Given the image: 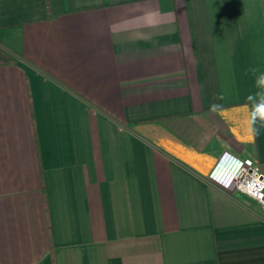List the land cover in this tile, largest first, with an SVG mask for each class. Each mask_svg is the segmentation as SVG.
<instances>
[{
	"label": "crops",
	"instance_id": "obj_1",
	"mask_svg": "<svg viewBox=\"0 0 264 264\" xmlns=\"http://www.w3.org/2000/svg\"><path fill=\"white\" fill-rule=\"evenodd\" d=\"M264 0H0V264H264Z\"/></svg>",
	"mask_w": 264,
	"mask_h": 264
},
{
	"label": "built area",
	"instance_id": "obj_2",
	"mask_svg": "<svg viewBox=\"0 0 264 264\" xmlns=\"http://www.w3.org/2000/svg\"><path fill=\"white\" fill-rule=\"evenodd\" d=\"M210 179L228 191H239L257 200L264 211V173L252 160L224 153Z\"/></svg>",
	"mask_w": 264,
	"mask_h": 264
}]
</instances>
